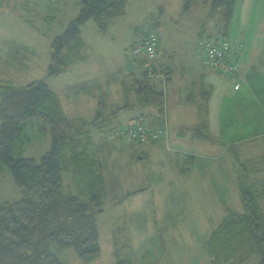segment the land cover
Here are the masks:
<instances>
[{
	"label": "rangeland",
	"instance_id": "obj_1",
	"mask_svg": "<svg viewBox=\"0 0 264 264\" xmlns=\"http://www.w3.org/2000/svg\"><path fill=\"white\" fill-rule=\"evenodd\" d=\"M2 1L0 86L4 82L21 86L39 77L44 78L50 42L76 16V13L73 16L67 13V8L79 6L74 0ZM201 1L192 0V8H182L180 13L171 11L165 18L161 10L170 6L168 0H130L126 14L112 22L117 29L115 35L119 37H114L109 54L104 53L103 44H94L95 47L86 52L87 60L78 64L75 72L53 82L63 99V113L71 117L68 114L78 107L87 106L96 92L118 95L122 90L115 80L110 78L107 82V79L116 65L121 67V72L113 75L120 77L125 63L131 69V56H127L126 45L132 40L137 42L148 32L160 34L161 27L162 30L169 28L175 41L180 39L186 46L194 43L199 32L203 31L223 33L227 38L239 36L241 40L250 36L247 43L252 47L251 54L264 51V32L259 34L264 28V17L259 19L246 15V5L258 13L259 5H263L260 1L264 0L251 4L234 0L228 20L223 14H219L216 20L207 16L206 10L200 11L197 6ZM156 6L162 7L157 10ZM88 25L91 24L86 25V32H89ZM95 73H98L96 81L90 82L94 80ZM101 75L104 79L97 81ZM114 78L118 79L117 76ZM122 80H128V77L122 76ZM124 102L126 104L128 100ZM251 105L250 98L242 99L235 102L232 109ZM232 117L227 129L230 137L224 139L225 142L209 130L208 138L203 136L211 144L209 148L204 145L197 147L207 154L201 162L200 173L210 170L215 175L214 181L201 180L203 183L212 181L210 188L205 189L204 185L197 191L175 170H169L168 158L161 154L139 157V151L147 146L129 147L133 145L126 142L119 145L110 139L113 130L129 124L92 133L93 142L87 151L100 163L104 179L105 203L95 220L99 254L96 259L83 263L72 248L60 249L56 256L62 264H216L208 255L207 242L224 217L231 212L246 213L244 201L247 197L257 199L264 214V149L259 148L264 140L259 143V124H251L249 115L244 113L239 119L238 114ZM26 133L29 142L24 155L39 159L50 146L49 125L42 122L40 116H34L26 122ZM238 133L245 136V140L225 147L227 141L234 140ZM202 134H205L203 129ZM219 151L225 153V157L212 161L211 158H216ZM170 155L175 156L174 152ZM230 155L234 156L231 160ZM17 191L8 167L0 165V200L17 198ZM253 259L250 257L244 262Z\"/></svg>",
	"mask_w": 264,
	"mask_h": 264
},
{
	"label": "trees",
	"instance_id": "obj_2",
	"mask_svg": "<svg viewBox=\"0 0 264 264\" xmlns=\"http://www.w3.org/2000/svg\"><path fill=\"white\" fill-rule=\"evenodd\" d=\"M74 1L79 6L76 16L50 42L45 77L21 86L11 82L0 86V165L8 167L20 195L0 200V264H62L56 252L66 248L83 263L99 254L95 220L105 203L104 179L100 163L87 149L92 129L105 131V118L99 108L91 123L69 119L47 80L86 59L82 29L89 21L104 32L110 20L126 13L130 0ZM190 2L186 0L187 5ZM233 4L234 0H210L207 16L223 14L228 20ZM200 38L233 40L203 31L196 43ZM132 51L133 43L128 53L142 73L132 85H124L123 93H133L141 105L161 113L162 93L146 80L158 71L168 77L156 63L159 42L149 67L143 54L134 56ZM37 115L50 128L49 149L39 159L24 155L29 142L26 122ZM244 204L246 213L226 215L208 239V255L216 264H264V214L257 199L247 197ZM250 257L254 259L244 262Z\"/></svg>",
	"mask_w": 264,
	"mask_h": 264
},
{
	"label": "crops",
	"instance_id": "obj_3",
	"mask_svg": "<svg viewBox=\"0 0 264 264\" xmlns=\"http://www.w3.org/2000/svg\"><path fill=\"white\" fill-rule=\"evenodd\" d=\"M158 1L160 2L162 0ZM255 1L259 0H244V4H251ZM129 2L126 7V12L129 7ZM164 2H166V0H164ZM168 2L171 3V7L168 6L161 10V12H163L162 17L165 18L169 17V12L171 11L180 13L182 8L184 10L186 8L189 9L192 8L193 5L191 2L187 5L186 0H168ZM240 2H242V0H240ZM260 2H263V5H259L258 13L254 11V9H250V5H246V15L248 17L255 16L259 17V19L264 17V1ZM197 4L200 11L205 9L206 14L208 13L210 0H202L201 3L198 2ZM161 7L162 6H156V9L158 10ZM66 12L73 16L75 13L77 14L78 7H69ZM115 19L108 22L104 32H99L95 23L92 21L87 23L91 24V26L88 25L89 32H86L87 24L83 27L82 36L86 46L84 49V55H86L85 61L87 60L86 52L90 51L92 47H95L94 44L99 46L103 44L104 53L106 55L113 49L114 37H119L115 35L117 29L112 26V22ZM214 20H216V17H214ZM170 28H172V25H170ZM161 31L160 34L157 33L159 39V53L156 63L161 67L160 69H162L164 73L166 72L168 74V77L161 74L162 72L159 71L154 74V77L152 74H149L147 78L145 77L151 85L159 89L162 93L163 105L161 107V113H159L158 109L150 105H141L133 93L128 95L123 93L124 85H132L134 77L140 79L142 73V71L137 69L136 65L132 63L128 53L129 47L134 42V40H132L130 44H127L125 47L127 56L130 58L131 69L128 63H125L122 72V76L126 75L128 80L121 81L122 76L120 77L118 74L113 75L117 71L121 72V67L118 65L114 67L113 73L107 79V82L110 78L115 80L116 85L122 91L118 95L113 96H109L107 92L101 94H99V92L93 93L87 106L76 108L68 114L71 117H67L69 119H81L91 123L95 119L97 110L100 108L105 118L103 125L104 129H106L125 126L139 116H148L153 125L166 126L167 136L156 142L139 144L142 146L129 143L133 145L129 147L147 146L142 151H139V157H143V155L146 156L147 154H161L163 157L168 158L169 170H175L177 175L183 178L185 183L189 184L190 187L195 186V191H197L198 187L202 188L204 185H206L205 189H207L211 187L212 181L215 180V175L211 173L210 170L200 173L202 170L201 162L207 154L206 152L198 150L197 147L204 145L209 148L211 144H208V141L203 139V136L208 138L207 132L209 130V133H214L224 141V139L230 137L227 129H229V124L233 120L232 115L238 114L239 119L240 114L244 113L249 115L248 120L251 124H259V143L264 140V51L251 54L252 47L247 43L250 40V36H246L243 40H241L239 36L231 38L233 40H239L243 44L241 53L238 57L239 69L237 72V76L242 82L236 90L234 89L236 85L234 77L224 75L223 73L211 69L196 56V40L194 43L192 42L190 45L186 46L185 42L179 41L180 39L175 41V36L171 35L169 28H164L162 30L161 27ZM262 31L264 32V28L259 34L263 35ZM78 64L72 66L67 72L47 80L49 87L57 94L61 104L63 99L57 88L53 86V82L60 78H65V75L75 72L79 67ZM149 66L150 65H147V67ZM109 70H111V68H109ZM97 75L98 73H95L94 80L90 82H95ZM115 76H117L118 79L114 78ZM37 79L41 78L39 77ZM103 79L104 77L101 75L98 77L97 81H102ZM65 96L64 94V97ZM248 98H250L253 105L249 107L244 106L243 109L242 107L232 109V105H234L235 102ZM125 100H128L126 104L124 102ZM228 103H232V105L229 106ZM125 105L129 107L124 108ZM202 129L205 132L204 135L202 134ZM96 132L98 131L93 128L92 133ZM97 136L100 137L99 135ZM244 137L245 136H242L241 133L236 134V138L234 140H228V146L226 145L225 147L240 143L245 140ZM116 144L124 145V143ZM260 147L264 149V144H259V148ZM171 152H174L175 156L171 157ZM222 156L225 157V153L219 151L218 156H216V158H211V160L215 162L216 159L219 160ZM231 156L233 155H230V160ZM202 179H212V181L209 183V181L206 180V182L203 183L201 181ZM182 187L185 188L186 185H182ZM19 196L18 192L17 198L15 199H18ZM12 200L6 199L4 201Z\"/></svg>",
	"mask_w": 264,
	"mask_h": 264
},
{
	"label": "built area",
	"instance_id": "obj_4",
	"mask_svg": "<svg viewBox=\"0 0 264 264\" xmlns=\"http://www.w3.org/2000/svg\"><path fill=\"white\" fill-rule=\"evenodd\" d=\"M158 37L155 33L149 32L133 43V55L143 54L146 59V66L154 60L158 47ZM243 44L239 40L217 39L211 40L200 38L195 45V54L210 68L220 73L234 77L238 89L241 79L238 78L239 69L238 57ZM154 77V75H152ZM167 136L165 125H153L149 117L139 116L128 126L116 128L110 134V139L118 142H130L132 144H145L156 142Z\"/></svg>",
	"mask_w": 264,
	"mask_h": 264
},
{
	"label": "bare ground",
	"instance_id": "obj_5",
	"mask_svg": "<svg viewBox=\"0 0 264 264\" xmlns=\"http://www.w3.org/2000/svg\"><path fill=\"white\" fill-rule=\"evenodd\" d=\"M158 37V36H157ZM158 41H159V39H158ZM225 75V74H224ZM228 76V75H227Z\"/></svg>",
	"mask_w": 264,
	"mask_h": 264
}]
</instances>
